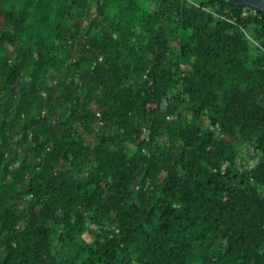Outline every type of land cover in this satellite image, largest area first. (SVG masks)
<instances>
[{
  "label": "trees",
  "instance_id": "1",
  "mask_svg": "<svg viewBox=\"0 0 264 264\" xmlns=\"http://www.w3.org/2000/svg\"><path fill=\"white\" fill-rule=\"evenodd\" d=\"M0 264H264V12L0 0Z\"/></svg>",
  "mask_w": 264,
  "mask_h": 264
},
{
  "label": "water",
  "instance_id": "2",
  "mask_svg": "<svg viewBox=\"0 0 264 264\" xmlns=\"http://www.w3.org/2000/svg\"><path fill=\"white\" fill-rule=\"evenodd\" d=\"M226 1L238 5L255 7L264 12V0H226Z\"/></svg>",
  "mask_w": 264,
  "mask_h": 264
},
{
  "label": "rangeland",
  "instance_id": "3",
  "mask_svg": "<svg viewBox=\"0 0 264 264\" xmlns=\"http://www.w3.org/2000/svg\"><path fill=\"white\" fill-rule=\"evenodd\" d=\"M86 238L88 239V238H89V236H88V235H86Z\"/></svg>",
  "mask_w": 264,
  "mask_h": 264
},
{
  "label": "built area",
  "instance_id": "4",
  "mask_svg": "<svg viewBox=\"0 0 264 264\" xmlns=\"http://www.w3.org/2000/svg\"><path fill=\"white\" fill-rule=\"evenodd\" d=\"M252 12H254L255 10L253 9V10H251Z\"/></svg>",
  "mask_w": 264,
  "mask_h": 264
}]
</instances>
